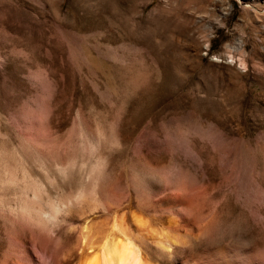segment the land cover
Wrapping results in <instances>:
<instances>
[{"label": "rangeland", "instance_id": "374dc122", "mask_svg": "<svg viewBox=\"0 0 264 264\" xmlns=\"http://www.w3.org/2000/svg\"><path fill=\"white\" fill-rule=\"evenodd\" d=\"M110 234L264 264V0H0V264Z\"/></svg>", "mask_w": 264, "mask_h": 264}, {"label": "bare ground", "instance_id": "6f19581e", "mask_svg": "<svg viewBox=\"0 0 264 264\" xmlns=\"http://www.w3.org/2000/svg\"><path fill=\"white\" fill-rule=\"evenodd\" d=\"M99 243L97 247L99 259L97 255L89 254L86 257H81L79 264H147L140 258L134 247V243L132 242V244L131 240L126 236L122 238L117 237V235L113 236L112 234L101 236L99 238ZM224 256L227 255L224 254ZM224 256L223 259H221V257L220 259L224 260Z\"/></svg>", "mask_w": 264, "mask_h": 264}, {"label": "snow or ice", "instance_id": "6c2138e0", "mask_svg": "<svg viewBox=\"0 0 264 264\" xmlns=\"http://www.w3.org/2000/svg\"><path fill=\"white\" fill-rule=\"evenodd\" d=\"M215 59V58H214Z\"/></svg>", "mask_w": 264, "mask_h": 264}]
</instances>
